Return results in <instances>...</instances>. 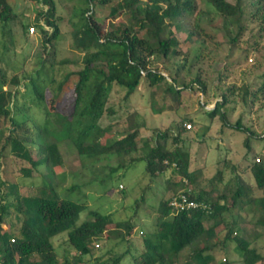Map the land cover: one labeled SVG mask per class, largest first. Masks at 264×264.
Listing matches in <instances>:
<instances>
[{
    "label": "trees",
    "instance_id": "1",
    "mask_svg": "<svg viewBox=\"0 0 264 264\" xmlns=\"http://www.w3.org/2000/svg\"><path fill=\"white\" fill-rule=\"evenodd\" d=\"M42 1L47 7L46 10L38 11L32 24H22L27 37L32 26L45 34L44 55L40 57V67L36 72L32 75L25 73L23 77L19 73H11L10 71L14 69L4 67L5 56L0 52V117H10V123L14 128L4 141L3 129L0 128V150L4 155L8 149V152L30 163L31 167L25 169L26 177L30 179H35L32 177L33 172L38 171L40 166L48 168L49 172L46 176L40 174L43 181L39 185L32 184L29 196L21 197L17 193L19 201L14 207L23 212L26 219L22 222L19 236L11 237L7 230L0 228V264H81L83 256L92 253L95 240L104 235L111 238V234L116 231L121 240H128L133 236L135 223L130 221L117 223L116 229L112 230L110 216L97 210H89L90 219L79 224L81 214L87 206L62 197L54 183L56 176L61 183L66 180L62 143L74 147L84 160H100L113 153L122 156L141 150L143 156L137 161H146V171L152 177L172 167L193 181L189 170V154L178 147L170 150L160 141L168 138V131L158 132L156 140L145 139L139 147L140 131L147 126L139 113L129 116V125L123 132L125 135L118 140H112L115 134L113 125L102 126L101 120L106 114L115 113L113 107H108L114 85L125 88L126 98L129 99L136 93L142 81H147L150 86L169 82V78L163 72L151 67L150 58L155 55L168 57L172 53H178L176 47L179 40L171 27L176 25L177 28H181V22L194 17L197 1L125 0L121 8L129 11L132 23L118 31L114 29L104 31L94 17L96 0H84L87 6L78 13V22L72 23L73 44L75 49L83 54L81 57L83 67L68 74L61 81L46 69L48 65L53 69L56 65L72 63L68 58L60 60L56 58L57 43L61 34L58 22L63 17L58 12L54 0ZM99 2L104 4L108 0ZM206 2L222 17L226 38L230 42L237 43L250 26L256 23L263 27L260 34L263 33L264 0ZM213 10L208 13H212ZM17 17L10 0H0V22L10 23ZM201 17L203 18V14H198L199 20ZM165 29H170V36L163 35ZM142 32L144 33L140 35ZM204 36L211 37L207 28L198 22L188 31V39ZM71 75H76L78 80L74 83V92L68 103L61 106L63 95L69 88ZM22 78H27L28 82L23 83ZM170 78L175 83L176 78L174 76ZM261 79L262 83L257 89L250 85H245L241 89L236 86L228 89L223 93L222 101H218L215 108L209 112L210 116H219L223 126L250 133L249 129L242 125L241 120L232 125L225 108L230 96L236 95L239 90H243V100L246 102L251 97L259 98V94L264 97V73ZM194 83L199 84L203 92H206V83L199 77ZM21 85L25 86L24 93L20 90ZM53 85L56 87L51 90ZM20 94L28 97L33 104L42 109L45 118L41 123L29 114L30 107L26 102L23 105L19 104ZM13 111L21 114V119L15 118ZM17 132L19 133L16 134ZM121 133L118 134L122 135ZM179 138L178 134L173 141L178 143ZM249 140L248 135L245 140L247 147ZM29 144L36 145L37 151L34 152ZM122 167L121 163L118 170ZM251 169L257 188L264 191V161L261 157L259 162L255 160ZM5 187L8 188V193L17 192V185L6 182L0 173V193ZM212 190L209 188L207 193L210 194ZM250 192L251 190L238 184L235 188H225L215 200L211 199V196L206 197V192L197 196L191 193L193 198L210 203L211 212L192 210L173 214L172 217L170 199L161 203L156 228L141 232L145 251L139 257L133 258L135 264H212L216 261L215 250L227 249L228 242L234 239L237 242L236 252L243 264L263 262L264 256L257 248L251 247L241 236L233 237V229H229L225 238L220 239L222 230L228 228L224 218L227 212L238 206L256 203L261 206L260 212L264 215V197L249 199ZM3 197H0L1 215L6 213L8 208L3 203ZM222 199L225 203H221ZM255 224L264 227V216ZM120 228H124L125 233L119 231ZM66 232L78 254L75 260L66 259L60 262L52 239ZM187 250L189 253L185 256ZM128 254L127 251L114 255L111 261L105 264H122ZM31 257L39 259L32 260ZM216 264L233 262L225 258Z\"/></svg>",
    "mask_w": 264,
    "mask_h": 264
},
{
    "label": "rangeland",
    "instance_id": "2",
    "mask_svg": "<svg viewBox=\"0 0 264 264\" xmlns=\"http://www.w3.org/2000/svg\"><path fill=\"white\" fill-rule=\"evenodd\" d=\"M196 1L195 16L181 22V28H177L176 25L171 27L179 40L176 47L178 53H172L168 57L155 55L150 58L151 67L163 72L169 78V82L150 86L147 81H142L136 93L129 99L126 98L125 88L114 85L108 107H113L115 113L106 114L101 120L102 126L113 125L115 134L112 140H118L125 135L123 132L129 125V116L139 113L147 124L146 128L140 131L139 147L145 139L156 140L158 132L168 131V138L160 141L170 150L178 147L189 154V167L195 170L192 174L193 181L172 167L152 177L146 171V161H137L143 156L141 150L122 156L113 153L100 160H84L74 147L62 143L66 180L61 183L56 176L54 183L62 197L87 206L81 214L79 224L90 219L89 210H97L110 216L112 230L116 229L117 223L130 221L136 226L133 236L128 240H121L116 231L111 234V238L104 235L95 240L92 253L83 256L81 264H105L110 262L114 255L127 251L129 254L122 264H135L133 258L139 257L145 251L141 232L154 230L161 203L186 189H190L197 196L204 188H212L209 196L215 200L223 193L226 185L230 184L235 188L240 182L246 189H250L248 186L251 187L249 199L264 197V191L257 188L252 176L243 175L241 171H246L247 165L253 164L257 157L264 161L263 95L259 94L260 97L257 99L248 98L246 102L243 100V90H239L236 95L230 96L226 105L225 110L230 123L236 125L241 120L242 125L248 128L250 133L223 126L219 116L211 117L209 113L218 101H222L223 93L231 87L241 89L245 85H250L257 89L261 85V75L264 73V31L260 34V30L263 27L258 23L253 24L237 43H232L226 38L222 17L214 12L207 0ZM54 2L63 17L58 22L61 34L57 43L56 58L57 60L68 58L72 63L56 65L53 69L48 65L46 70L61 81L68 74L83 67L81 62L83 54L77 51L73 44L72 23L78 22V13L87 5L84 4V0ZM124 2L125 0H108L104 4L99 0L94 2V17L104 31L109 29L118 31L132 23L129 11L121 8ZM10 3L18 17L10 23L0 22V52L5 56L4 67L13 68L14 70L10 72L19 73L22 77L25 73L32 75L40 67V57L44 55L45 34L36 27V32L27 37L22 24H32L37 12L46 10L47 7L42 0H10ZM211 10L213 12L209 14L208 11ZM200 13L203 14V18L199 20ZM196 22L206 27L211 37L188 39V31ZM163 35L170 36V29H165ZM173 76L176 78L175 83L170 78ZM197 77L206 83V92H203L199 84L194 83ZM70 79L61 106L68 103L74 92V83L78 80L76 75H71ZM22 81L27 83L28 79L22 78ZM55 87L56 85H53L51 90ZM20 90L24 93L25 86L21 85ZM18 99L20 105L26 102L30 107L29 114L33 115L36 121L41 123L44 120L42 109L33 104L28 97L20 94ZM13 115L18 119L22 117L14 111ZM10 122V117H0L3 141L14 130ZM188 123L192 125L191 129L185 126ZM178 134L180 138L178 143H175L173 139ZM248 135L249 147L245 144ZM29 147L34 149V152L37 151L36 145L29 144ZM1 155L3 154L0 150V173L6 182L17 185V192L8 193L7 187L2 188L0 197L4 196L3 203L8 208L6 213L0 214V228L7 230L11 237H15L20 235L22 222L26 219V215L14 207L19 201L18 195L29 196L32 184L39 185L43 181L40 174L46 176L49 170L40 166L38 171L33 172L32 177L35 179H30L26 177L25 172V169L31 167L30 163L8 152V149L3 156ZM205 162L208 167L199 168L201 163ZM121 163L123 167L118 170ZM237 171L240 172L238 177H241L245 184L234 178ZM260 207L259 204L250 203L227 212L224 218L228 228L222 230L220 239H224L228 230L233 229V237H243L251 247L257 248L264 256V227L255 224L264 216L260 212ZM172 215L171 212L170 217ZM119 231L125 233L124 228H120ZM52 241L60 262L77 258L78 252L71 245L67 232L54 237ZM236 246L237 242L234 239L228 242L227 249L215 250L216 261L212 264L219 263L225 258L233 264H243L236 252ZM188 253L189 250L184 255ZM258 264H264V261Z\"/></svg>",
    "mask_w": 264,
    "mask_h": 264
},
{
    "label": "built area",
    "instance_id": "3",
    "mask_svg": "<svg viewBox=\"0 0 264 264\" xmlns=\"http://www.w3.org/2000/svg\"><path fill=\"white\" fill-rule=\"evenodd\" d=\"M36 32V27L32 26L30 28V34H34ZM188 129L192 128L190 123L185 125ZM256 161H260V157L256 158ZM167 163V162H166ZM176 166V165H174ZM191 190L186 189L181 191L180 193L171 197L169 206L173 214L185 212V211H192V210H204L207 212H211L212 206L210 203L202 200H198L191 196Z\"/></svg>",
    "mask_w": 264,
    "mask_h": 264
},
{
    "label": "crops",
    "instance_id": "4",
    "mask_svg": "<svg viewBox=\"0 0 264 264\" xmlns=\"http://www.w3.org/2000/svg\"><path fill=\"white\" fill-rule=\"evenodd\" d=\"M228 159H226V161H227ZM252 165V164H251ZM251 165H247V167H246V171L245 170H241L242 172H243V175L244 174H247V175H251L252 176V178H253V180L255 181V179H254V176H253V172H252V169H251ZM208 166H207V164H206V162L205 163H201V165L199 166V168H207ZM242 167H244V166H241V168ZM189 170H190V172L193 174L194 173V171L195 170H193L191 167H189ZM239 171H237V173L234 175V178L236 179V180H238L239 181V179L243 182V184H245V182L241 179V177H238V176H240L239 175ZM221 184H223V183H221ZM238 184H240V186H242V183H240V182H238L237 184H236V186L238 185ZM225 185V184H224ZM227 187H231L230 186V184L229 185H226L225 186V188H227ZM250 189L249 190H251V187L250 186H248ZM204 188V187H203ZM208 190H209V188H204L203 189V191H199V193H197L198 195L199 194H202V193H204L205 194V192L207 193L208 192ZM251 193V192H250ZM205 196L206 197H208L209 196V194L207 193V194H205ZM210 197V196H209ZM221 203H225V200L224 199H222V201H221Z\"/></svg>",
    "mask_w": 264,
    "mask_h": 264
}]
</instances>
